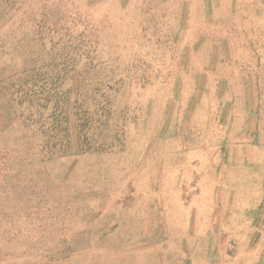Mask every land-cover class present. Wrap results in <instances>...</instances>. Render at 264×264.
I'll use <instances>...</instances> for the list:
<instances>
[{
  "label": "rangeland",
  "instance_id": "obj_1",
  "mask_svg": "<svg viewBox=\"0 0 264 264\" xmlns=\"http://www.w3.org/2000/svg\"><path fill=\"white\" fill-rule=\"evenodd\" d=\"M154 232L264 264V0H0V255Z\"/></svg>",
  "mask_w": 264,
  "mask_h": 264
},
{
  "label": "crops",
  "instance_id": "obj_2",
  "mask_svg": "<svg viewBox=\"0 0 264 264\" xmlns=\"http://www.w3.org/2000/svg\"><path fill=\"white\" fill-rule=\"evenodd\" d=\"M211 223L212 228L217 227L216 222L215 220H213V218ZM165 228L166 226L164 225V237L166 230ZM99 241V243H101L102 238H100ZM212 241L215 242V239L212 238ZM129 243L131 245H134V248L132 249V251L122 253L123 255L120 257H112L106 254L104 255V253H102L101 251L94 252L92 249H90L89 252H85L84 257L86 259L87 257H91V255H97L99 253V260L94 261V264H123V257L128 260L129 255L131 264H173V262L174 264H185V262L191 260L183 257V255H180V252L174 254L173 256L171 253V245L173 243L172 239L165 238L163 239V241H161V238H159V236L157 237L155 232L144 243L135 244L133 242L126 241L125 248L127 250L130 246ZM174 244L183 246L185 245V240L177 239L176 243ZM19 259V264H22V258L20 257ZM229 259H231V257ZM15 262H17V260H13L11 256L0 255V264H15ZM23 264H27V260ZM205 264H207L206 260Z\"/></svg>",
  "mask_w": 264,
  "mask_h": 264
}]
</instances>
